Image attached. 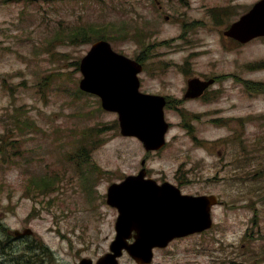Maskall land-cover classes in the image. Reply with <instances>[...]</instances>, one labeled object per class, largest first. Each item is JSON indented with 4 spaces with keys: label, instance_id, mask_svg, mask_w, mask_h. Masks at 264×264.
I'll use <instances>...</instances> for the list:
<instances>
[{
    "label": "rangeland",
    "instance_id": "1",
    "mask_svg": "<svg viewBox=\"0 0 264 264\" xmlns=\"http://www.w3.org/2000/svg\"><path fill=\"white\" fill-rule=\"evenodd\" d=\"M103 15L107 20L117 16L110 11ZM95 17L99 18L100 13L90 8L68 11L55 2L42 0L33 4L11 0L0 5V219L11 231L30 229L33 232L30 238L41 240L53 252L55 264H74L78 255L96 259L107 251L114 236L111 223L116 212L104 203L106 189L111 183L136 173L142 151L136 140L123 138L118 133L115 114L104 112L97 98L78 90L81 75L75 65L89 49V43L53 40L71 27L104 25L100 21L91 23ZM110 23L116 24L115 21ZM154 28L159 40L177 34V29L165 24L160 17ZM203 41L204 48L213 49L210 38L205 37ZM134 42L126 40L118 46L133 54ZM254 51L264 55V43L255 44ZM246 57L243 51L229 55L212 50L197 61V67L236 71L234 74L240 77ZM257 76L264 79V70L256 73L255 79ZM221 88L226 116H246L249 106L264 112V100L251 101L245 92L234 90V83L226 80ZM187 107L196 111L203 109L197 103ZM169 120L174 126L179 123L178 118L171 115ZM254 121L244 124L231 121L223 126V123L205 119L190 132L182 126L173 127L168 134L173 163H166L164 158L153 161L154 175L164 169L172 176L173 169L182 161L201 163L207 158V163H215L242 159L237 152L244 147L250 150L252 157L249 171L255 173V169L264 166V123ZM194 135L211 146L210 156L206 157L203 148H197L192 139ZM85 136L99 139L88 144L92 153L89 166H83L76 156ZM218 152L223 155L218 156ZM100 168L105 173L97 171ZM83 171H97L98 177L85 182ZM205 173L210 178L205 183L210 187L193 184L184 190H211L232 199L236 191L246 192L251 195L253 211L243 218H225L216 209L213 228L206 235L175 243L169 254L156 252L154 262L264 264V175L246 182L245 186L230 181L215 186V172ZM42 178L50 182L46 190L32 183L33 179ZM88 192L92 194L88 196ZM94 196H98L100 215L95 207L83 211ZM247 228V235H243ZM231 245L236 246L232 251ZM232 253L235 259L222 260L224 254L232 256ZM0 257L16 258L7 250L5 242L0 243ZM119 263L134 264L128 256Z\"/></svg>",
    "mask_w": 264,
    "mask_h": 264
},
{
    "label": "water",
    "instance_id": "2",
    "mask_svg": "<svg viewBox=\"0 0 264 264\" xmlns=\"http://www.w3.org/2000/svg\"><path fill=\"white\" fill-rule=\"evenodd\" d=\"M254 32L255 34L261 33L262 28L255 26ZM108 53V47L103 43H98L89 56L83 60L84 79L81 81V88L100 95L103 108L119 114L123 135L136 136L143 142L146 149L160 148L163 145V135L166 130L162 121L161 106L157 109L152 103L142 105L136 102L137 98L133 95L131 85L129 86L126 81L128 70L115 68L114 60L110 56H105ZM144 185L128 181L124 185L112 186L109 189V203L122 208L121 217L116 226L118 236L110 246L113 254L105 255L97 264H117L115 259L120 255L121 248L128 249L135 258L149 262L150 247L170 236L172 232L183 231L181 234H185L192 231L196 225L200 226V231L210 227L209 207L215 203L213 202L214 197H202L195 205L191 204L193 201H189L190 206L188 207V202L182 201L172 191L153 192L151 187ZM155 196L168 201L163 208L154 207L157 204L153 199ZM169 201L172 204L170 213L172 223L170 222L166 229L165 217L166 212L170 211ZM198 207V217L187 213ZM128 229L137 231L139 236L138 243L131 246L123 244L127 236L125 232ZM187 229L189 231H186ZM166 242L165 239L159 245L164 246ZM85 261L83 260L80 264H87Z\"/></svg>",
    "mask_w": 264,
    "mask_h": 264
},
{
    "label": "flooded vegetation",
    "instance_id": "3",
    "mask_svg": "<svg viewBox=\"0 0 264 264\" xmlns=\"http://www.w3.org/2000/svg\"><path fill=\"white\" fill-rule=\"evenodd\" d=\"M220 1H222V0H220ZM223 1L226 2V3H225L226 5H228L227 2H231V5H232L233 8H237V6H238V0H223ZM183 6L189 8L188 13H190V12H198L196 16H191V15H189V17H188V19H189L193 24L206 25V22H205V19H206V20H208L212 25H214V19H213V17H212V14L208 11V9H211V8H207V9H206V8H205V9L200 8V9H197V10H191V9H190V4H189V2H185V3L183 4ZM251 6H252V4H251V5H248V4L246 3V4L242 5L240 8L236 9V10H235L236 18H238L239 16H241L242 14H244L247 10H249ZM216 7H218V6H214V7H212V8H216ZM227 9H229V8H227ZM215 12H216V10H215ZM192 74H194V73H192ZM197 76H199V75H197ZM198 78H199L201 81H203V82H205V81L208 80V77H206L205 75H201V77H198ZM219 79H220V76L217 75V74H215V75L212 77V79H211V81H212V85H211V86H215V85L219 86ZM248 83H249V85H252V84H253L252 81H249ZM202 85H203V84H202ZM217 90H218V87H214V88H211V87H210V88H208V89L205 90V92L202 94L201 99H205V97H206V95H207L208 93H214V96H216ZM162 92H163V94L165 95L166 100H167L166 109H170V108H171V106H170L171 103H175V102L179 103V102H181V101H177V100H175V99H172V97H171V95H170L169 93L164 92L163 90H162ZM208 103L213 104L214 107H213L212 110L207 111V113H213V114H215V116H218V117H219V115L221 114V110L217 107V103H216L215 101H211V100H208ZM251 117H252V115H248L247 118H251ZM158 154H160V153H149V154H146V155H145V159H146V161H148L152 156H156V155H158ZM142 163H143V159L140 160V165H143ZM248 165H249V164H248V162H247V163H245V164H241V165H230V164H229V165H225V166L232 167V168H235V169L241 171L242 173H239L238 175H240V177H239V181H242L243 179H244V180H249V179H250V175L247 174V173L244 171V168L247 167ZM210 166H211V165H210ZM212 166L215 167V166H218V164H216V165H212ZM140 169H141V168H140ZM202 170H203V169H201V168H196V169H194L193 171H191V172H189V173H185L183 176H180V169H178V170L176 171V173H175V178H176V179L174 180L175 183H176L175 186H177L178 188H181V186L183 185V183H184V181H185L184 178H189V177H191V178H193V180H199V177H202V176H203V174L200 173ZM145 177H146V178H151V177H152L151 172H150L149 169H147V170L145 171ZM155 181H156L158 184H163V183H165V182H168V181L166 180L165 177L160 178V179H155ZM199 181H201V180H199ZM169 183H170V182H169ZM198 193H199V191H195V192H194L195 195H197ZM227 206H228V203L223 202V207H227ZM10 260H13V259L11 258Z\"/></svg>",
    "mask_w": 264,
    "mask_h": 264
},
{
    "label": "bare ground",
    "instance_id": "4",
    "mask_svg": "<svg viewBox=\"0 0 264 264\" xmlns=\"http://www.w3.org/2000/svg\"><path fill=\"white\" fill-rule=\"evenodd\" d=\"M80 94V93H79ZM22 120V119H21ZM18 130V129H17ZM8 139V138H7ZM2 160V159H1ZM5 162V161H4ZM59 172V171H58ZM55 181V180H54ZM31 187V186H30ZM50 188V187H49ZM34 190V189H33ZM37 190V189H36ZM48 191V190H47ZM26 192V191H25ZM39 192V191H38ZM37 197V196H36ZM34 198V197H33ZM18 202V201H17ZM46 210V209H45ZM32 211V210H31Z\"/></svg>",
    "mask_w": 264,
    "mask_h": 264
}]
</instances>
